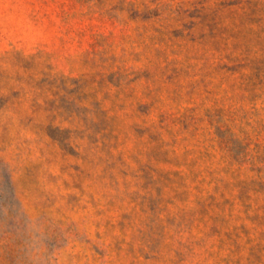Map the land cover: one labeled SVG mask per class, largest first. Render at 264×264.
Listing matches in <instances>:
<instances>
[{"label": "rangeland", "instance_id": "1", "mask_svg": "<svg viewBox=\"0 0 264 264\" xmlns=\"http://www.w3.org/2000/svg\"><path fill=\"white\" fill-rule=\"evenodd\" d=\"M0 264H264V0H0Z\"/></svg>", "mask_w": 264, "mask_h": 264}]
</instances>
